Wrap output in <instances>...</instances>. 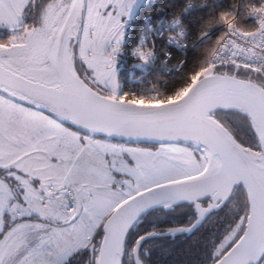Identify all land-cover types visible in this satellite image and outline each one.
I'll return each instance as SVG.
<instances>
[{
	"label": "snow or ice",
	"instance_id": "obj_1",
	"mask_svg": "<svg viewBox=\"0 0 264 264\" xmlns=\"http://www.w3.org/2000/svg\"><path fill=\"white\" fill-rule=\"evenodd\" d=\"M168 7L0 0V264H152L147 238L194 224L130 234L182 202L195 223L231 205L209 264H264V0L221 5L194 62L187 7ZM149 8L132 55L181 82L123 91L121 56Z\"/></svg>",
	"mask_w": 264,
	"mask_h": 264
},
{
	"label": "trees",
	"instance_id": "obj_2",
	"mask_svg": "<svg viewBox=\"0 0 264 264\" xmlns=\"http://www.w3.org/2000/svg\"><path fill=\"white\" fill-rule=\"evenodd\" d=\"M201 0H150L154 5L161 4L169 5L167 8L168 16L171 17L179 8L187 7L190 3H199ZM212 3L214 0H210ZM227 0H219L218 3L212 4L209 8L194 11L182 16L183 23L188 27L189 32L194 36L199 35L202 30L204 22L215 15L221 5L225 4ZM151 15L156 17L157 13L154 8L146 9L140 14L139 21L132 22V39L125 45L127 54V61L124 62L125 67L120 70L121 86L124 91L129 81V74L133 69V61L130 58V50L136 43L141 30L146 26L145 20ZM220 27L213 28L209 33L210 39H215L219 34ZM203 53V45L199 44L198 48L193 51V62L199 59ZM250 74L241 72L240 77L247 79ZM163 80L167 84L162 87ZM153 84L162 91H171L174 86L181 82L178 74L172 76H164L161 73V68H157L152 76ZM196 81H193L195 83ZM187 91H185L186 93ZM184 93V94H185ZM220 118L225 123H229L228 117L220 113ZM231 205L223 207L220 211L214 212L206 222L193 235L189 236L183 234L179 237L166 236L164 238L153 237L143 243L142 249L147 247L150 254L152 264H209L211 251L214 242L218 241L223 232L224 223L230 219ZM196 220L195 212L191 206L183 205L172 210L166 211L164 209H157L141 218L139 223L132 230L129 237V244L134 242V238L138 234L158 229L161 226L178 227L193 225Z\"/></svg>",
	"mask_w": 264,
	"mask_h": 264
},
{
	"label": "built area",
	"instance_id": "obj_3",
	"mask_svg": "<svg viewBox=\"0 0 264 264\" xmlns=\"http://www.w3.org/2000/svg\"><path fill=\"white\" fill-rule=\"evenodd\" d=\"M218 1L219 0H214L212 3L210 0H201L199 3H190L188 5L190 7L187 6V12H185L183 14V16H185L186 14H188L190 12L199 11L201 9L209 8L210 6H212V4L218 3ZM163 14L168 16V11L166 10L165 13H163ZM169 18H171V17H169ZM148 26L149 25H146L145 27H148ZM218 30L222 31V28H219ZM138 39H139V37H138ZM138 39H137V41H138ZM189 39L191 42H194L197 46H199V44L201 43L199 40H197L196 36H194L190 32H189ZM134 45H133V47H134ZM132 48L130 50V58L133 61L134 65H133V69L131 70V72L128 76L129 81H128V84L126 85L124 91L140 92L142 90L149 89L154 85L153 81H152V76L155 73L156 69L151 71V72H145L142 69H140L136 64L134 56L132 55ZM161 73L167 77L176 74L175 72H173L167 68H161ZM166 84H167V81L163 80L162 87H164ZM156 103H159V102H156Z\"/></svg>",
	"mask_w": 264,
	"mask_h": 264
},
{
	"label": "water",
	"instance_id": "obj_4",
	"mask_svg": "<svg viewBox=\"0 0 264 264\" xmlns=\"http://www.w3.org/2000/svg\"><path fill=\"white\" fill-rule=\"evenodd\" d=\"M187 94V92L185 93V95ZM182 98V97H181ZM183 205H188V206H191V205H189V204H187L186 202H182V203H180V204H177L174 208H176V207H179V206H183ZM174 208H172V209H174ZM223 207H221V208H219V209H212L211 211H209L207 214H206V216L199 222V223H195L194 222V226L191 228V231L190 232H179V233H177L173 238H175V237H179V236H182L183 234H187V235H189V236H191V235H193L198 229H200L201 228V226L206 222V220L214 213V212H218V211H220L221 209H222ZM172 209H169V210H172ZM169 210H166V211H169ZM154 211V210H153ZM150 212H152V211H149L148 213H150ZM148 213H146V214H148ZM145 214V215H146ZM144 215V216H145ZM143 216V217H144ZM153 237H149V238H147L145 241H147V240H150V239H152ZM144 241V242H145ZM143 242V243H144ZM143 243H142V245H143ZM142 245H141V247H142Z\"/></svg>",
	"mask_w": 264,
	"mask_h": 264
},
{
	"label": "rangeland",
	"instance_id": "obj_5",
	"mask_svg": "<svg viewBox=\"0 0 264 264\" xmlns=\"http://www.w3.org/2000/svg\"><path fill=\"white\" fill-rule=\"evenodd\" d=\"M125 61H127V54H126V51H124V52L122 53V56H121L120 70H121L122 68L125 67V64H124Z\"/></svg>",
	"mask_w": 264,
	"mask_h": 264
}]
</instances>
